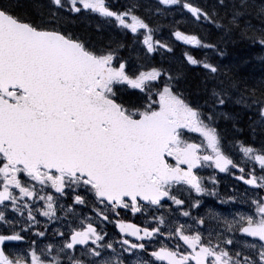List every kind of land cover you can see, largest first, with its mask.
Segmentation results:
<instances>
[{
	"label": "snow or ice",
	"instance_id": "obj_1",
	"mask_svg": "<svg viewBox=\"0 0 264 264\" xmlns=\"http://www.w3.org/2000/svg\"><path fill=\"white\" fill-rule=\"evenodd\" d=\"M228 44L264 3L0 0V264H264V55Z\"/></svg>",
	"mask_w": 264,
	"mask_h": 264
},
{
	"label": "trees",
	"instance_id": "obj_2",
	"mask_svg": "<svg viewBox=\"0 0 264 264\" xmlns=\"http://www.w3.org/2000/svg\"><path fill=\"white\" fill-rule=\"evenodd\" d=\"M199 2H203V0H200ZM256 2L257 4H260V3H264V0H256ZM189 29H192V28H189ZM227 48H228V52L230 56L241 55V56L250 57L252 64L256 66L253 70L256 71L257 73L260 71L259 69L260 61L259 59H257V57H259L260 55H264V53H261L258 50L249 52L246 48H240L237 50L235 46L232 44H228ZM225 62H227V58H225Z\"/></svg>",
	"mask_w": 264,
	"mask_h": 264
},
{
	"label": "flooded vegetation",
	"instance_id": "obj_3",
	"mask_svg": "<svg viewBox=\"0 0 264 264\" xmlns=\"http://www.w3.org/2000/svg\"><path fill=\"white\" fill-rule=\"evenodd\" d=\"M90 23H92V22L91 21H87V20H85V21L82 22V24L84 26H87ZM221 178H222L221 188L223 189L224 185L227 184V183H229L231 178H224L223 174H221Z\"/></svg>",
	"mask_w": 264,
	"mask_h": 264
}]
</instances>
